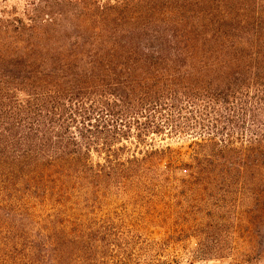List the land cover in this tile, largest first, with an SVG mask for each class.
Segmentation results:
<instances>
[{
  "label": "trees",
  "instance_id": "1",
  "mask_svg": "<svg viewBox=\"0 0 264 264\" xmlns=\"http://www.w3.org/2000/svg\"><path fill=\"white\" fill-rule=\"evenodd\" d=\"M157 136L191 138L200 197L264 202V0H30L0 15V202L141 179L171 150Z\"/></svg>",
  "mask_w": 264,
  "mask_h": 264
},
{
  "label": "rangeland",
  "instance_id": "2",
  "mask_svg": "<svg viewBox=\"0 0 264 264\" xmlns=\"http://www.w3.org/2000/svg\"><path fill=\"white\" fill-rule=\"evenodd\" d=\"M28 1L0 0V15ZM190 140L155 137L154 148L171 150L141 179L60 200L1 201L0 264H264L263 200L229 209L200 197L185 184ZM222 234L224 253H199L201 238L215 244Z\"/></svg>",
  "mask_w": 264,
  "mask_h": 264
}]
</instances>
